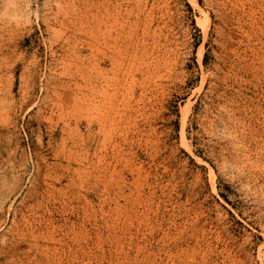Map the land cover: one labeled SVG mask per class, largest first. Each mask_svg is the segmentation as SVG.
<instances>
[{
  "label": "rangeland",
  "instance_id": "rangeland-1",
  "mask_svg": "<svg viewBox=\"0 0 264 264\" xmlns=\"http://www.w3.org/2000/svg\"><path fill=\"white\" fill-rule=\"evenodd\" d=\"M0 264H264V0H0Z\"/></svg>",
  "mask_w": 264,
  "mask_h": 264
},
{
  "label": "bare ground",
  "instance_id": "bare-ground-1",
  "mask_svg": "<svg viewBox=\"0 0 264 264\" xmlns=\"http://www.w3.org/2000/svg\"><path fill=\"white\" fill-rule=\"evenodd\" d=\"M206 16H207V15H206ZM206 16H205V17H206ZM206 20H207V18H206Z\"/></svg>",
  "mask_w": 264,
  "mask_h": 264
}]
</instances>
